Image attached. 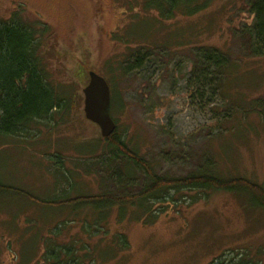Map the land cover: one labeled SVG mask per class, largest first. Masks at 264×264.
<instances>
[{
  "label": "rangeland",
  "instance_id": "obj_1",
  "mask_svg": "<svg viewBox=\"0 0 264 264\" xmlns=\"http://www.w3.org/2000/svg\"><path fill=\"white\" fill-rule=\"evenodd\" d=\"M247 2L214 0L203 12L159 23L157 12H142L143 0H0V19L24 9L22 17L50 27L45 66L75 93L70 108L48 124H33L21 136L0 134V183L44 200L140 192L146 176L108 152L100 128L83 113L88 76L85 84L74 78L80 61L106 78L110 61L139 58L120 85L125 105L116 117L129 149L159 176L183 177L210 164L221 177L264 188V107H255L264 102V56L249 58L238 36L253 19ZM199 46L236 63L235 82L224 91L237 107L199 80ZM174 197L152 204L164 209L157 216L127 203L125 212L104 209L105 217L93 207L49 208L0 193V264H52L67 247L86 264H264V208L252 194L185 190Z\"/></svg>",
  "mask_w": 264,
  "mask_h": 264
},
{
  "label": "trees",
  "instance_id": "obj_2",
  "mask_svg": "<svg viewBox=\"0 0 264 264\" xmlns=\"http://www.w3.org/2000/svg\"><path fill=\"white\" fill-rule=\"evenodd\" d=\"M213 1L143 0L141 9L145 13L157 12L155 20L160 23L177 16L191 17L203 12ZM247 7L253 19L249 25L244 24L238 32V36L242 40L243 50L247 51V56L259 58L264 56V0H248ZM23 11L24 9L6 20L0 19V134L8 136L27 134L31 125L36 123L48 124L47 122H50L55 114L63 113L65 109L70 108L69 100L71 97H75L74 92H70L65 86L63 87L52 79L45 66L46 49L43 44L45 38L51 34L50 27L38 17H22ZM195 53L194 71H198L197 75H199L203 86L213 87L215 94L227 100L224 90L229 83L235 82V76L231 70L236 63L230 61L229 54L209 46H199ZM139 60V58H135L134 62H131L130 58H119L108 63V73L105 79L109 84L111 94L109 112H111V116L115 117L112 118L116 127L109 137H103V139L109 146L108 152L123 155L142 170L147 182L140 192L135 196L102 193L91 196L80 195L69 199L62 197L57 198L58 200L55 198L44 200L24 192L22 189H13L0 183V193L15 192L49 208H56L58 205H71L72 210L77 211L81 206L91 209L93 207L99 210V213H104L105 217L107 212L104 209L118 206L117 210L125 212L123 209L128 204L129 206L142 207V213L150 212L152 216H157L156 213L164 209L163 207L158 210L151 209L154 202L168 201V199L175 201L174 194L185 190L246 191L253 195L260 207L264 208V188L260 184L251 183L246 178L221 177L214 172L215 170L210 164L200 171L189 172L187 176L166 178L155 174L152 166L145 159L129 149L124 135L118 133L119 126L116 117L125 105L123 89L120 85L125 84L130 72L141 64ZM90 70L95 71L87 61H80L75 69L74 78L80 84H85L87 73ZM228 104L237 107V105L234 106L235 101H228ZM263 104L264 102H261L255 107L261 112ZM62 165V161H60V175L68 182L69 174L63 171ZM113 175L118 176L120 180L122 177L128 178L124 172L123 176L119 177L122 175L120 171L114 172ZM69 183L71 185V181ZM197 200V197H192L190 202H197ZM52 244L50 243L49 249L56 250L57 248ZM72 248L69 250L67 247V250H63L64 257L52 259V264H86L87 262L77 256L76 251ZM230 261V263L226 261L221 264H242L241 261Z\"/></svg>",
  "mask_w": 264,
  "mask_h": 264
},
{
  "label": "water",
  "instance_id": "obj_3",
  "mask_svg": "<svg viewBox=\"0 0 264 264\" xmlns=\"http://www.w3.org/2000/svg\"><path fill=\"white\" fill-rule=\"evenodd\" d=\"M88 82L82 88L83 113L85 118L100 128L102 137L107 138L115 129L116 123L111 116L110 90L107 80L93 70L87 73Z\"/></svg>",
  "mask_w": 264,
  "mask_h": 264
}]
</instances>
